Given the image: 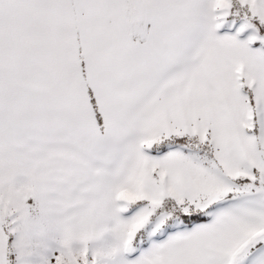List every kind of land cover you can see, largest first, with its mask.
Wrapping results in <instances>:
<instances>
[{
	"label": "snow or ice",
	"instance_id": "6c2138e0",
	"mask_svg": "<svg viewBox=\"0 0 264 264\" xmlns=\"http://www.w3.org/2000/svg\"><path fill=\"white\" fill-rule=\"evenodd\" d=\"M0 264H264V0H0Z\"/></svg>",
	"mask_w": 264,
	"mask_h": 264
}]
</instances>
